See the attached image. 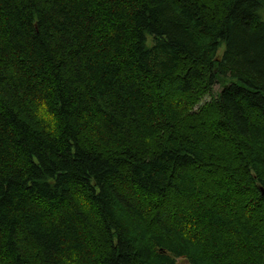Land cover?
Listing matches in <instances>:
<instances>
[{
	"label": "trees",
	"instance_id": "trees-1",
	"mask_svg": "<svg viewBox=\"0 0 264 264\" xmlns=\"http://www.w3.org/2000/svg\"><path fill=\"white\" fill-rule=\"evenodd\" d=\"M262 188L264 0H0V264H264Z\"/></svg>",
	"mask_w": 264,
	"mask_h": 264
},
{
	"label": "clouds",
	"instance_id": "clouds-1",
	"mask_svg": "<svg viewBox=\"0 0 264 264\" xmlns=\"http://www.w3.org/2000/svg\"><path fill=\"white\" fill-rule=\"evenodd\" d=\"M31 115L34 125L50 138H58L61 134L59 118L51 111L48 102L40 99L33 102Z\"/></svg>",
	"mask_w": 264,
	"mask_h": 264
},
{
	"label": "rangeland",
	"instance_id": "rangeland-1",
	"mask_svg": "<svg viewBox=\"0 0 264 264\" xmlns=\"http://www.w3.org/2000/svg\"><path fill=\"white\" fill-rule=\"evenodd\" d=\"M151 42H152V38L150 39V43ZM224 51H225V45L223 44L221 46V48H220V55L222 53H224ZM222 88H223V84L222 83L214 85V87H213L214 96H216L218 94V92H220L222 90ZM211 99H212L211 95L207 96V98H206V100H208V101H210ZM177 263L178 264H190V262L186 258H179L177 260Z\"/></svg>",
	"mask_w": 264,
	"mask_h": 264
},
{
	"label": "water",
	"instance_id": "water-1",
	"mask_svg": "<svg viewBox=\"0 0 264 264\" xmlns=\"http://www.w3.org/2000/svg\"><path fill=\"white\" fill-rule=\"evenodd\" d=\"M262 192L264 193V188H262Z\"/></svg>",
	"mask_w": 264,
	"mask_h": 264
}]
</instances>
